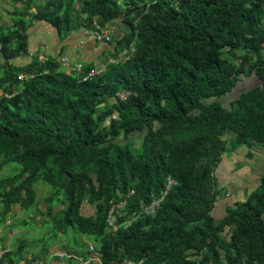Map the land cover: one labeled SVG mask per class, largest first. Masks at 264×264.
<instances>
[{"label":"trees","instance_id":"1","mask_svg":"<svg viewBox=\"0 0 264 264\" xmlns=\"http://www.w3.org/2000/svg\"><path fill=\"white\" fill-rule=\"evenodd\" d=\"M5 2L11 10L10 25L0 24V228L14 206L35 209V187L43 183L50 192L42 213L53 238L57 231L70 236L68 254L85 257L92 242L100 264H264V162L257 187L220 220L213 217L223 155L264 145V0ZM115 21L126 32L108 43L110 58L133 44L127 61L104 58L77 74L54 59L13 62L28 54L27 31L37 22L63 39ZM28 74L36 76L17 79ZM243 75L258 84L225 107L221 100ZM120 92L128 93L124 100ZM136 133L142 138L132 151L128 140ZM168 177L176 184L153 218L107 231L111 200L133 190V209ZM84 204L93 215L81 214ZM22 251H7L4 261Z\"/></svg>","mask_w":264,"mask_h":264},{"label":"rangeland","instance_id":"2","mask_svg":"<svg viewBox=\"0 0 264 264\" xmlns=\"http://www.w3.org/2000/svg\"><path fill=\"white\" fill-rule=\"evenodd\" d=\"M11 10V7L5 2L0 0V24L7 26L10 24L9 17L6 11ZM114 26V25H113ZM111 26L113 33L118 32V26L115 28ZM30 58H34V53H30ZM264 55V52H263ZM17 59L16 61H19ZM15 64L17 62H14ZM258 84L253 77L247 75L242 76V80L238 83L236 90L234 89L230 94L224 97L221 102L225 107H229L230 102L235 100V97L240 91H244L250 87H254ZM112 103V100H108L106 105ZM102 110V107L97 111ZM229 133L224 134V138L232 137ZM142 138V134L136 133L128 140L132 144V151L138 146ZM251 156H248V155ZM264 162V145L255 147L252 149L240 148L232 153L223 155V159L219 164L215 178L219 184V188L222 189L220 196L216 202V211L214 217L217 219L222 213L221 208L223 205L234 204L235 201L244 200L247 195L253 191L258 185V176L262 172ZM10 166L5 167L2 170V174H10ZM37 205L32 212H26L18 206H14L12 212L14 216L8 218L4 223V226L0 228V248L1 244L5 245L6 251L14 252L18 254L17 250L20 247L23 251L19 255L30 254L33 256L47 257L48 255H54L61 251H67L66 246L67 239L70 237H64L57 231V238L52 237L50 232L51 225L48 217H45L42 212L46 210L45 198L48 196L50 189L47 185L39 183L35 187ZM222 197V198H221ZM224 200V201H223ZM225 202V203H224ZM60 206L54 207V210H58ZM94 213L93 207L84 204L81 208V214L84 216H91ZM28 225H25V220ZM19 221L20 223H14ZM72 238V237H71ZM69 239L70 243H73V239ZM85 240L86 238H82ZM94 246L92 242L87 243L88 246ZM46 249V250H45ZM49 264H66V262L60 258L54 257Z\"/></svg>","mask_w":264,"mask_h":264},{"label":"built area","instance_id":"3","mask_svg":"<svg viewBox=\"0 0 264 264\" xmlns=\"http://www.w3.org/2000/svg\"><path fill=\"white\" fill-rule=\"evenodd\" d=\"M167 3H173L175 0H162ZM177 1V0H176ZM89 37L95 42L110 43L113 41V33L111 28H101L100 26L94 23V28L89 31ZM134 52L133 44L129 45L128 48L122 50L116 58H109V63H117L127 61ZM48 58L43 55L36 57V62L39 65H44L48 62ZM64 70L66 74L79 73L81 70V63L71 62L67 57H59L54 59ZM99 70L91 71L86 78H91L93 75L97 74ZM48 71L45 70L42 74H47ZM35 74L28 75H19L18 80L31 79L35 77ZM128 93L120 92L117 94V97L120 100H124L127 97ZM176 183L173 179L168 177L165 180L164 188L158 194H151L148 201H139L137 205L133 208H129V200L133 196V190H128L125 194L121 195L118 201L111 200L109 202V208L105 217L106 229L108 232H116L117 230L123 228L125 229L131 223L138 219H143L146 217L153 218L157 211L159 210L161 204L163 203L165 197L167 196L170 188ZM6 250L0 249V264H49L51 259L54 257L60 258L62 260L68 259L72 264H100L99 254L94 249L93 246H88V253L85 257L76 256L74 254H68L65 251H61L54 255H48L47 257L33 256L30 254H24L21 257L15 259L14 261L7 262L4 261V254ZM117 264H142V260L131 261L123 259Z\"/></svg>","mask_w":264,"mask_h":264},{"label":"crops","instance_id":"4","mask_svg":"<svg viewBox=\"0 0 264 264\" xmlns=\"http://www.w3.org/2000/svg\"><path fill=\"white\" fill-rule=\"evenodd\" d=\"M111 26L115 28V31L116 26H118V32L116 31V33H114V39L119 38L124 32H126V27L120 21L111 23L110 28ZM27 45L28 54L26 56L16 58L13 61L17 62L16 64L14 63L15 65L24 66L39 55H43L48 59L67 57L71 62L81 64L91 63L95 65V67H99L101 64V60H103L104 58H110V44L93 41L89 37V30L81 29L67 35L63 39H60L56 30L50 25L43 22H37L28 29ZM30 53H34L35 56L33 59L30 58ZM17 59L20 60L16 61ZM248 156L251 155L249 154ZM229 205L230 204L223 205V207L221 208L222 213L219 215V218L217 217L216 219L214 217V213L216 211L215 204V208L213 211V217L215 218V220H220L223 217L224 209ZM219 264L227 263L222 259Z\"/></svg>","mask_w":264,"mask_h":264}]
</instances>
